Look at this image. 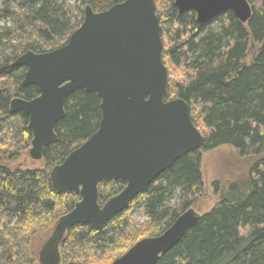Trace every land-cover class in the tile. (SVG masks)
I'll list each match as a JSON object with an SVG mask.
<instances>
[{
    "label": "trees",
    "instance_id": "1",
    "mask_svg": "<svg viewBox=\"0 0 264 264\" xmlns=\"http://www.w3.org/2000/svg\"><path fill=\"white\" fill-rule=\"evenodd\" d=\"M80 1L73 16L65 0H0V264H40L34 239L52 233L81 200L76 192L55 190L50 172L98 130L99 95L79 89L66 98V115L55 127L58 141L44 148L42 168L17 164L31 148L33 132L29 116L10 110L15 97L40 94L37 86L23 85L27 68L13 66L17 57L64 46L82 24L86 5L102 12L125 0ZM174 2L155 0L168 69L165 99L188 102L203 148L176 161L102 229H68L61 264H111L140 239L163 233L204 191L203 152L222 145L255 160L225 187L214 182L220 200L157 264H264V0H249L253 15L247 23L229 11L208 24L198 23L194 10L180 13ZM126 184L102 181L99 203ZM141 206L148 221L136 227L132 214Z\"/></svg>",
    "mask_w": 264,
    "mask_h": 264
},
{
    "label": "water",
    "instance_id": "2",
    "mask_svg": "<svg viewBox=\"0 0 264 264\" xmlns=\"http://www.w3.org/2000/svg\"><path fill=\"white\" fill-rule=\"evenodd\" d=\"M174 4L180 13L194 10L200 24L229 11L243 23L253 15L249 0ZM162 55L155 0H125L102 12L86 5L82 24L64 46L27 51L13 62L27 68L23 85H35L40 92L34 99L15 97L10 103L12 113L29 116V154L34 160L58 141L55 127L66 115L69 95L85 89L102 100L98 130L50 172L55 190L76 192L81 200L58 219L39 250L40 264H61L60 245L68 229L78 224L102 229L176 161L203 148L204 137L192 121L188 102L165 99L168 69ZM117 179L127 182L125 188L101 205L98 185ZM200 216L190 207L163 233L140 239L111 264H157Z\"/></svg>",
    "mask_w": 264,
    "mask_h": 264
},
{
    "label": "rangeland",
    "instance_id": "3",
    "mask_svg": "<svg viewBox=\"0 0 264 264\" xmlns=\"http://www.w3.org/2000/svg\"><path fill=\"white\" fill-rule=\"evenodd\" d=\"M66 6L71 9L72 15L79 14V7L82 6L80 0H65ZM3 25V23H2ZM17 161V164L23 168H42L45 163L42 159L34 160L30 157V148L25 151ZM255 157H242L238 155L236 149L230 145H222L215 149L203 152L202 174L204 181V191L198 197L193 208L200 214L209 212L213 206L220 200V195L215 192L214 182H220L221 187H225L229 180L243 177L252 165ZM178 200L172 201L175 204ZM132 220L136 227L146 224L148 217L143 206L133 211ZM51 235V232L41 233L36 236L33 242V251L38 258L39 250L45 240ZM99 252L103 249H99Z\"/></svg>",
    "mask_w": 264,
    "mask_h": 264
}]
</instances>
